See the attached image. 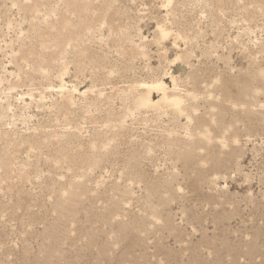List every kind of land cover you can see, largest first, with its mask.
Listing matches in <instances>:
<instances>
[{
  "label": "rangeland",
  "instance_id": "obj_1",
  "mask_svg": "<svg viewBox=\"0 0 264 264\" xmlns=\"http://www.w3.org/2000/svg\"><path fill=\"white\" fill-rule=\"evenodd\" d=\"M0 264H264V0H0Z\"/></svg>",
  "mask_w": 264,
  "mask_h": 264
},
{
  "label": "bare ground",
  "instance_id": "obj_2",
  "mask_svg": "<svg viewBox=\"0 0 264 264\" xmlns=\"http://www.w3.org/2000/svg\"><path fill=\"white\" fill-rule=\"evenodd\" d=\"M161 34L164 37L168 36V32L166 30H161ZM144 87H148L147 84L143 85ZM164 84L162 82H157V83H153L151 84V86H149V90H148V94L147 96H145V98L142 100V103L146 106H153L154 105V101L152 99V94H151V89H157L160 90L162 93V98L161 101L164 103H169L175 107H180L182 104V98L180 97V95L178 93H174L173 95H168V93L166 92L165 87H163ZM176 90V88H175Z\"/></svg>",
  "mask_w": 264,
  "mask_h": 264
}]
</instances>
